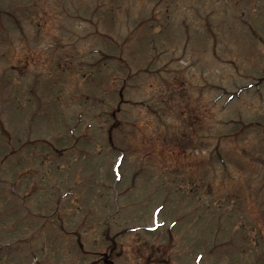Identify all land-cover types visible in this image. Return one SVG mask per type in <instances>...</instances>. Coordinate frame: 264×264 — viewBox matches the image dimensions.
Here are the masks:
<instances>
[{
	"label": "rangeland",
	"instance_id": "rangeland-1",
	"mask_svg": "<svg viewBox=\"0 0 264 264\" xmlns=\"http://www.w3.org/2000/svg\"><path fill=\"white\" fill-rule=\"evenodd\" d=\"M237 1L0 0V264H264V0Z\"/></svg>",
	"mask_w": 264,
	"mask_h": 264
}]
</instances>
